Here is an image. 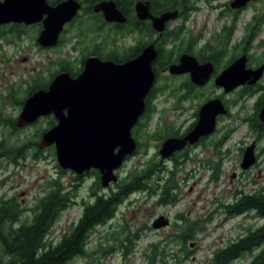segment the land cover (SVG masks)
<instances>
[{
  "label": "flooded vegetation",
  "instance_id": "af4514ba",
  "mask_svg": "<svg viewBox=\"0 0 264 264\" xmlns=\"http://www.w3.org/2000/svg\"><path fill=\"white\" fill-rule=\"evenodd\" d=\"M3 1L0 0V2ZM47 1L50 6L55 7L65 0L58 2L57 0ZM77 1L81 5L80 11L71 22L65 25L54 46L45 47L38 44V38L44 30L43 21L31 25L12 23L0 26V40H4L3 36L8 35L12 39L8 43L11 45H17L26 38L31 40L32 44L43 52H60L65 47H69L70 56L67 57L64 54L57 63L59 69L52 72L47 79L42 75L39 76L35 82L40 84L35 85L36 90L31 95L39 90H47L51 82L61 73L66 72L73 78H77L84 72L86 63L90 58H98L103 62L112 61L116 64H124L134 60L142 54L145 48L153 45L158 52V56L153 62L156 80L147 97L155 92L156 97L152 101L153 105V102L165 93V87H168V85L162 86L160 82L164 80L163 75H168L167 80L170 82L169 92L174 102L173 113L175 121L179 122L178 124L173 122L172 129L163 134H160L163 132L161 122H158L154 129H149L150 132L159 134V138L162 139L157 146L158 156L162 165L172 164L171 174H175L183 164L188 162L198 163L200 165L198 170L201 169L209 174L211 184L219 183L220 178L225 175V165H231L232 171L229 172L231 173L233 184L230 191L232 193L231 198L227 203L223 202L224 204H220L219 201L222 200L216 198L215 203L218 205V210H223L224 207H233L235 209L236 199L242 198L244 195L255 193L264 195V184L261 185L258 181L252 182V184L258 186L253 192L245 191L244 183H240L242 185L241 188L236 189V179H243L247 172L254 169L259 170V175L264 170L263 168L261 169L262 164H264V121L260 119V112L264 108V71L262 77L255 84L241 86L230 92H226L223 86L217 85V80L220 76L234 66L237 59L243 56L247 57L246 67L248 69L257 70L262 66L264 67V40L259 43V47L253 43L250 47L236 52V39L234 37L236 15L239 17L244 10L264 3V0H252L240 10H235L231 7V3L234 0H228L223 5L225 11L220 14V17L221 19H228L229 23L222 27V33L213 34L209 39L205 36L206 28L204 26L199 27L198 21L194 17L201 10L199 4L201 2L207 4L209 3L208 0H186L185 5L179 4L178 7H176V0H137L134 3L132 13L126 14L122 11L127 18L124 23L108 22L105 19L104 12L96 10L100 4L109 1L116 2L115 0H91L93 1L92 3L89 0ZM141 1L150 2V12L154 16L178 11L177 17L167 22L166 29L162 35L154 29L152 20H141L137 17L135 5ZM211 7L216 8L214 5ZM252 20L255 26L260 25L259 29L262 31L264 27V12L260 17L255 15ZM259 21H261V24H259ZM5 26L9 27L5 28ZM30 29L35 31L33 39L28 33ZM0 48H2V45H0ZM162 48L168 51V60H166V54L162 52ZM259 50L260 53H257ZM204 66L206 68L203 69L202 67ZM177 67H180L179 71H177ZM172 68L173 71H171ZM209 69H211V73L208 81L202 85L197 84L194 81V77H198L197 75L206 76L205 74ZM32 89L30 87L27 91L31 92ZM215 100L222 102L227 114H220L216 117L214 132L199 138L194 144L188 143L182 150L174 152L172 156L162 161L160 155L162 144L169 138H185L196 127L202 107ZM250 101H252V111L247 114ZM186 105H192V107L189 109V106ZM23 106L24 104L18 107L20 113ZM48 117L55 119L53 115ZM44 118L39 119L32 125L38 124ZM151 122L149 128H151ZM32 125L25 128H17L22 131ZM240 128H243L246 134L244 138L236 141V133ZM252 145L255 147V163L251 168L244 169L242 163L246 151ZM31 150V146L25 148L18 159L16 161L11 160V163L14 166H20L27 160L28 153ZM155 156L157 157V155ZM39 157L41 158V156ZM6 158L3 157L0 160ZM236 162L239 163V172H236ZM94 171L98 170H90L81 176L74 174L76 184L82 182V185L84 181L91 180L88 188L89 194H91V188L96 178L93 174ZM98 173L100 175L99 171ZM157 180H159L157 184L161 185L162 179L158 177ZM119 182L120 180H118ZM13 198L17 201L16 196ZM19 209L21 211L26 210L20 215L21 219H25L23 217L24 214L31 213L30 209L22 206L20 202Z\"/></svg>",
  "mask_w": 264,
  "mask_h": 264
},
{
  "label": "rangeland",
  "instance_id": "374dc122",
  "mask_svg": "<svg viewBox=\"0 0 264 264\" xmlns=\"http://www.w3.org/2000/svg\"><path fill=\"white\" fill-rule=\"evenodd\" d=\"M227 1L217 0L199 4L201 10L194 17L197 19L199 27L206 28V38L209 39L213 34L222 33V27L229 23L228 19L220 17V14L225 11L223 5ZM213 5L216 7L215 9L211 7ZM263 12L264 3H261L255 7L247 8L239 15L234 36L236 43L244 36L247 25L253 21L252 18L255 15L260 17ZM28 33L33 39L34 29H30ZM262 40H264V27L256 37L254 45L259 47ZM0 45H2L0 48V113L4 119H14L20 113L18 107H20V102L26 98L27 89L35 86V81L39 76L42 75L47 79L52 72L59 69L57 63L64 54L67 57L70 56V50L69 47H65L60 52H43L26 38L17 45L8 44L1 39ZM257 53H260V50ZM163 76L164 80H161L160 85H168V87H165V93L153 102L156 112L151 122V128H149L154 129L157 123L161 122L163 132L160 134L171 130L172 123L176 122L173 113L174 102L169 92L170 82L167 80L168 75ZM249 104L247 114L252 111V101ZM186 106H189V109L192 107V105ZM191 110L194 112L193 109ZM48 124V118H44L38 124L18 133H11L9 130H5V132L10 136L9 142L13 146H22L31 142L39 143L41 134L38 131L46 130ZM245 134L246 131L240 128L236 133V141L244 138ZM2 138L3 134L0 131V141ZM144 141L142 139V142ZM161 141L162 139L158 137V139L144 142L147 145V153L141 150L126 160L122 168L117 171L119 180L130 171L144 167L149 159L156 158L158 172L154 177L153 188H158V191L162 190L172 176L170 169L173 168V165L170 163L162 165L157 149ZM36 153L32 148L28 153L27 160L20 166H14L9 158L0 160V199H14L13 197L16 196L17 201L14 200L18 204L20 202L25 208L31 209L34 203L45 195L50 180H58L66 188L74 187L76 184L74 173L66 171L65 174L60 175L56 156L52 151L42 150L39 155L41 158L37 159L35 158ZM198 166H200L198 163L188 162L175 172L173 177V186L177 193L175 205H160L159 197L156 195L153 197L144 193L133 195L126 204L120 206L112 224L98 227L90 238L89 249L95 251L100 243L104 246L108 245L107 239H110L111 233L124 226L133 233L137 231L140 234L134 254L125 258L121 253H113L106 258L98 259L96 257L99 254H95L87 258H77L69 264H148L145 253L150 252L152 243H161L169 251L170 256L167 258V264H213L214 254L217 250L225 248L232 241L245 235L248 228L256 229L264 225L263 218L250 216V214L232 216L229 215L226 207L223 210H218V205L215 203L216 198L222 200L219 201L220 204L227 203L231 198L230 191L233 186L231 173H229L232 171L231 165H225V175L220 178L219 183L213 184L210 182L209 174L201 169L198 170ZM262 168L264 169V164H262ZM236 172H239L238 162H236ZM258 172V169H254L247 172L243 179H236V189L241 188L240 183H244V190L253 192L258 188L257 185L252 184L253 181H258L261 185L264 184V170L261 175ZM158 177L162 179L161 185L157 184ZM90 184L91 180L88 179L79 187L77 204L63 212L47 237L48 239L59 241L64 232L69 231L71 225L79 219L83 199L90 198L88 189ZM115 185L112 184V187ZM109 189L102 188V191ZM29 216L30 212L23 215L25 218ZM160 216L169 219L170 225L154 229L152 225ZM193 223L203 227V230L196 231L194 239L187 243L188 251L192 254L188 259H185V252L182 251L183 246L174 239L178 238L184 226ZM251 257L250 254H247L245 259L237 260L232 264H248Z\"/></svg>",
  "mask_w": 264,
  "mask_h": 264
},
{
  "label": "water",
  "instance_id": "95a60500",
  "mask_svg": "<svg viewBox=\"0 0 264 264\" xmlns=\"http://www.w3.org/2000/svg\"><path fill=\"white\" fill-rule=\"evenodd\" d=\"M251 1L234 0L231 7L240 10ZM80 9L77 0H65L55 7L50 6L47 0H4L0 2V26L12 23L31 25L43 21L44 30L38 44L54 46L65 25L76 17ZM96 10L104 12L108 22L127 21L114 1L100 4ZM135 12L141 20H152L154 29L161 35L167 22L178 15V11H175L154 16L150 12L149 1L138 2ZM157 56L158 52L151 45L140 56L124 64L90 58L84 72L77 78L66 72L61 73L47 90H39L31 95L25 101L16 125L25 128L53 115L57 124L42 134L39 149L54 147L58 166L63 171L81 176L90 170H98L101 187L107 190L118 183L117 171L138 151L133 129L145 113L146 98L156 80L153 62ZM246 64V56L237 59L236 64L220 76L217 85L230 92L255 84L262 77L264 67L254 70L248 69ZM176 69L179 71L180 67ZM210 73L211 69L206 76L196 74L198 77H194V81L205 84ZM220 114H227L221 101L205 104L192 132L185 138H169L162 144V161L188 143L194 144L199 138L214 132L216 117ZM260 119L264 121V108L260 112ZM254 148L252 145L246 151L242 163L244 169L251 168L255 163ZM169 225L170 220L160 216L152 227L161 229Z\"/></svg>",
  "mask_w": 264,
  "mask_h": 264
},
{
  "label": "trees",
  "instance_id": "16d2710c",
  "mask_svg": "<svg viewBox=\"0 0 264 264\" xmlns=\"http://www.w3.org/2000/svg\"><path fill=\"white\" fill-rule=\"evenodd\" d=\"M115 1L121 11L130 14L137 0ZM185 2L186 0H176V7L179 4L185 5ZM237 17L236 15V21ZM259 27L260 25L255 26L253 22L247 25L244 36L236 43V52L250 47L255 42L257 35L261 32ZM3 39L7 43L12 40L8 35L3 36ZM162 52L166 54V60H168V51L162 48ZM37 84L40 83H35V85ZM35 87L31 92H28L26 98L36 90ZM155 97V92L147 97L146 111L133 129V136L138 143L136 154L141 150L147 153V145L144 142L159 137V134L149 130L150 122L156 112L152 105ZM26 98L20 102L21 106ZM48 120V128L38 131L41 136L56 124L53 117H48ZM5 130H9L11 133L20 131L16 125V118L4 119L0 117V131L3 134L0 141V158L7 157L16 161L23 152L22 150L29 146L37 152L35 158H39V154L42 153L38 147L39 143L31 142L23 146H13L10 144V136L6 135ZM142 139L145 141L142 142ZM47 149L56 156L54 147ZM157 164L156 158L149 159L144 167L130 171L108 191H102L100 175L98 171H94L93 174L96 178L91 188L90 198L83 199L79 219L71 225L69 231L64 232L59 241L50 240L47 237L63 212L77 204V191L82 182L75 184L74 187L66 188L58 180H50L45 195L34 203L30 209V216L25 219H21L20 215L26 210L21 211L19 204L14 199H0V264H69L77 258H87L95 254H99L97 259L106 258L113 253H121L125 258L131 256L140 240V234L137 231L133 233L121 226L118 231L111 233L110 239H107L108 245L104 246L100 243L95 251L89 249L90 238L98 227L111 225L120 206L126 204L133 195L140 193L148 194L150 197L156 195L159 197L160 205L176 204L177 193L173 186L174 174H171L172 176L162 190L158 191V188H153L154 177L158 170ZM58 168L60 175L66 173L60 167ZM227 210L232 216L250 214V216L264 219V195L261 193L244 195L242 198L236 199L235 209L229 207ZM201 230L203 227L196 223L186 225L180 231L178 238L174 239L183 246L182 251L185 252V259H188L192 254L188 251L187 243L194 239L196 231ZM247 254L252 256L248 264H264V225L256 229L248 228L245 235L232 241L225 248L217 250L214 254L213 264H232L237 260L245 259ZM145 255L148 264L158 262L167 264V258L170 256L169 251L161 243H152L150 252H146Z\"/></svg>",
  "mask_w": 264,
  "mask_h": 264
}]
</instances>
